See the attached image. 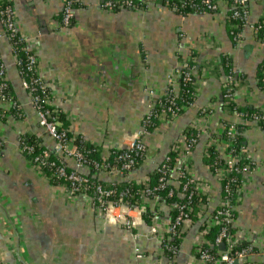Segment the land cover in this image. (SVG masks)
<instances>
[{
  "label": "crops",
  "instance_id": "0c3cea01",
  "mask_svg": "<svg viewBox=\"0 0 264 264\" xmlns=\"http://www.w3.org/2000/svg\"><path fill=\"white\" fill-rule=\"evenodd\" d=\"M102 2L77 0L74 22L65 28L59 21L62 0H12L20 31L39 53L40 75L63 114L71 116L67 123L72 132H82L104 152L130 142L142 128L149 100L146 89L161 93L168 74L195 52V101L169 123L146 133L150 156L129 177L138 179L153 170L201 106L213 105L210 130L219 128L227 117L221 74L214 69L202 74L203 63L230 55L235 72L243 74L248 84L233 92L234 101L264 104V90L255 83L257 65L264 58V41L247 25L235 40L222 4L216 12L180 14L159 2L148 10H105ZM248 6V22L264 17V0H248ZM2 28L0 23V32ZM208 35L211 42L206 44L203 38ZM0 54L10 89L25 114L23 119L6 114L9 104L0 101V264H155L156 238L131 235L149 234V225L139 212L131 211L135 223L126 228L106 218L83 196L66 199L32 168L20 150L19 135L32 132L47 147L53 140L38 124L5 36L0 37ZM242 136L258 169L238 200L234 226L241 233L260 235L264 242V130L251 124ZM206 140V134L199 135L192 160L195 174L208 180L214 201L220 184L204 161ZM172 175L175 177L174 171ZM100 178L107 181L113 176L103 173ZM168 216L169 210L163 208L151 225L161 224ZM191 231L182 239L176 264L187 263L195 227Z\"/></svg>",
  "mask_w": 264,
  "mask_h": 264
},
{
  "label": "built area",
  "instance_id": "2783aa9c",
  "mask_svg": "<svg viewBox=\"0 0 264 264\" xmlns=\"http://www.w3.org/2000/svg\"><path fill=\"white\" fill-rule=\"evenodd\" d=\"M184 4L186 0H177ZM203 7L209 12H216L219 5H223L226 11H229V17L240 18L242 27L237 28L235 32H231L235 40L241 35V30L247 25L254 32L260 28L255 22H248V0H200ZM73 0H62L61 17L59 19L61 26L68 27L74 22L73 18ZM157 0H103L102 7L105 10H118L129 8L132 10H148L155 7ZM166 4V3H165ZM166 7L173 11L178 10L177 5L166 4ZM263 18V17H262ZM264 21V18H263ZM0 23L2 31L0 37L5 36L11 44L14 63L18 69L19 75L23 80L30 103L37 115L38 124L52 138L50 147L42 144V139L36 141L41 149L34 152L33 143L26 140V136L32 132H23L19 135L18 143L20 150L26 155L30 165L34 170L39 172L47 181L57 189V192L65 196L68 200L76 199L80 196L85 197L90 203L98 208L106 218L131 228L135 223L131 211L136 210L143 222L149 225V234H139L132 232L131 235L135 239L141 237H154L158 242L156 248L157 260L155 264H176V257L179 249L168 240L175 236H181L182 239L192 227H194L189 212L193 210L191 198L196 194L206 195V200L199 199L197 205V216L202 224V228L197 229L192 237L191 249L186 264H264V242L263 237L254 232L236 231L233 235L228 230V224H234L236 219V208L241 193L252 182V176L258 165L249 156L246 143L236 146L234 136L236 133H242L241 128L236 127L237 123H244L247 126L254 124L264 130V104L258 106L261 110L259 113L251 114L234 110L231 111L227 105L228 101H234L233 92L242 90L244 86H248L247 82L240 78L235 72L233 66L229 73H225L222 69L220 60L217 62H205L201 67V73L206 74L211 69L221 74L222 97L224 100L225 116L232 114L235 117L223 118L219 128L209 129V118L212 114L213 105L205 104L201 106L198 113L192 117L187 125L178 133L172 142V149L177 150L172 163L169 162L168 153L156 164L155 169L161 173L158 185L150 186L146 175L141 178H134L138 183H144L139 190V202L129 205L126 196L130 195L128 188L121 189L116 193L115 184L118 177L128 174L150 156V148L148 147L145 135L152 130H158L164 123H169L179 112L175 107V98L179 91L178 80L181 77L183 84L190 83L195 92L194 99L187 104H182L181 109L192 105L197 96V81L194 75L195 57L190 55L189 59L184 60L179 66H176L167 76L166 86L161 93L156 88H147L149 100L147 109L142 117V128L132 136L130 142L126 146H115L104 152L93 141L87 140L82 132L70 134L71 127L69 123L63 125L58 119L59 112H63L55 101V94L50 85L40 75L39 53L24 33L20 31L17 18L14 13L13 4L9 0H0ZM233 27H238V23H233ZM24 41L23 49L26 52V58L23 62L18 56L17 48L14 44ZM204 43L211 42L209 35L203 38ZM264 41V36L263 39ZM189 61L194 63L189 64ZM33 71L34 76L28 78L27 72ZM246 82V83H245ZM8 78L3 59L0 54V101L9 104V108L5 113H11L15 118L23 119L24 111L20 103L15 97L8 92ZM45 87L48 89L46 94ZM245 88V87H244ZM264 90V89H263ZM44 91V92H43ZM51 106V107H50ZM154 117V120L153 118ZM68 122H71V116L65 114ZM152 126L149 131L148 126ZM246 126V127H247ZM246 129V128H245ZM191 130L196 131V135H192ZM206 134L207 140L203 144L202 154L207 157L211 152L215 153L212 165L207 163L211 173L219 182V196L213 201L210 195L209 182L205 177L196 175L194 172V164L192 160L193 149L199 140L200 134ZM80 141L89 142L92 147L85 149ZM122 150H119V149ZM98 152V156L89 157L90 152ZM57 154V158L51 157V153ZM141 152L142 158L138 161L134 154ZM138 161V162H137ZM175 172V177L172 175ZM92 173V176L90 173ZM113 176V179L103 182L100 179L101 174ZM93 176L95 178H93ZM51 181H54L53 184ZM167 182L180 186L181 195L186 197L185 202L164 203L155 190L164 186ZM170 193H172L170 189ZM169 210V216L161 224L151 225L153 217H158L163 208ZM175 207L177 214L172 220L170 211ZM150 213V220L146 221L142 214ZM214 224H220V229L214 238L218 244V251L212 254L209 248L204 246L206 241L205 233ZM163 227V229H161ZM248 240L249 244L234 248L237 242ZM223 244V247L220 245ZM135 250L139 253V247L135 246ZM169 250L171 253H166ZM256 257H261L256 259Z\"/></svg>",
  "mask_w": 264,
  "mask_h": 264
},
{
  "label": "trees",
  "instance_id": "16d2710c",
  "mask_svg": "<svg viewBox=\"0 0 264 264\" xmlns=\"http://www.w3.org/2000/svg\"><path fill=\"white\" fill-rule=\"evenodd\" d=\"M9 2L12 3V0H9ZM157 2H159V3L163 4V5H166V4L177 5L179 8H178V10L176 12H178L180 14H187V13H190V12H196V13L209 12V11L206 10L207 8L203 7V5H202L200 0H186V2L184 4H181L177 0H157ZM76 3H77V0H73V4L72 5L74 6ZM246 7H248V9H249L248 2H246ZM114 10H116V9H114ZM229 12H230V10L226 11V15H225V19L226 20L225 21L229 25L228 26L229 32H230L231 36L233 37L232 33L235 32V30H237V28H241L243 24H242V20L240 18L229 17ZM60 17H61V14H59V19H60ZM263 18H261V19H259V20H257L255 22V24H259L260 25V28L258 29V31L254 32V33H255V36L257 38H260V39H263V36H264V21H263ZM233 23H238V27L234 28L233 27ZM16 41L17 42L14 44V48H17L18 56L24 62L25 58H26V52L23 49H21L22 46H23L24 41H19V40H16ZM191 55L195 56V52L192 51ZM192 63H194V62L189 61V64H192ZM220 63H221L223 71L225 73H229L231 68H232V66H233L232 59H231L230 55L221 54ZM32 76H34L33 71L27 72V77L28 78H30ZM240 76H241L240 78H242V80H243L244 79V75L242 74ZM178 81H179L178 82L179 91H178L177 96L175 98V107L177 108L176 110L180 114L185 109V108L181 109L180 108L181 105L182 104H187L192 99H194L195 96H194V94L192 92H195V90L191 86L190 83L187 82V83L183 84V81H182L181 77L179 78ZM255 83H256V86L258 88H260L262 90L264 89V58L257 65L256 72H255ZM7 90H8V92H10L13 95L9 84H8ZM45 90H46L45 93L47 94L48 93L47 87H45ZM227 105H228V107H229V109L231 111L240 110V111H243V112L247 113V115H249V116L251 114L259 113L261 111L258 106H252V105H250L248 103L239 104V103H237L235 101H232V102L228 101ZM152 118L154 120V117H152ZM58 119L61 120V122H63V125L67 124V120H66L65 115L63 114V112H61V113L59 112ZM154 122H155V120H154ZM246 126L247 125L244 124V123H237L236 124V127L241 128L240 129L241 131H243L246 128ZM148 129H149V131L152 130V126L149 125ZM190 132H192L193 136L196 135V131L191 130ZM69 133L70 134H74L72 132V130H69ZM234 137H235L234 140H235L236 146H239V145H241L244 142L242 133H236V135ZM26 140L29 143L35 144L34 145V152H38L41 149V146L36 143V141H38L40 139L34 133L29 134L28 136H26ZM76 140L78 142H81L83 144V146L85 147V149H90L92 147V145L89 142L80 141L79 137H76ZM122 149L120 148L119 150H122ZM132 154H134L135 158L138 161L141 160L142 155H143L141 152L132 153ZM176 154H177V150L176 149L174 150V149L170 148V150L168 151V155H169V159H170L169 162L170 163H172L173 158H174V156ZM57 156L58 155L55 154L54 152L51 153V157L58 159ZM88 156L89 157H96V156H98V152H96V151L90 152L88 154ZM214 158H216L215 157V153L211 152V149H210V153H209V155L207 157L204 158L205 159L204 161H206V163H208L209 165H212ZM88 173H90V175L92 176L91 172H88ZM160 175H161V173L159 172V170H156L155 168L153 170L149 171L147 173V175H146L147 180L149 182V185L150 186L158 185ZM93 178H95V177L93 176ZM100 179L103 180V182L107 183L106 180H104L102 178H100ZM51 182L53 184H55L54 181H51ZM112 186L114 188H116V193L120 192L121 189L128 188V190L130 191L129 192L130 195L126 196V198L128 199L129 205H133V204L139 202V195H138L139 194V190L142 188V186H144V183H138V182H136V180L134 178H131V177L127 178L125 174H122V175H120L118 177L117 181H115V184L112 185ZM170 189H171L172 193H170ZM155 192L159 194V196L161 197V201L164 202V203H167V204L177 203L179 201L180 202H185L186 201V197L183 198L184 195H181L180 186L177 185V184H173V183L167 182V184H164V186L157 188L155 190ZM199 199H202L203 201L206 200V195L196 194V195H193L191 200H190L191 204H193V210L191 212H189V216L192 219V222H193L192 225H194L195 231L197 229L202 228V226H203L202 224H198V221H200V220H199V218L197 216V205H196V203L199 201ZM177 213L178 212L175 209V207L170 211V216H171L172 220L175 218V215ZM142 216H143V218L146 221H151L150 220V213H143ZM227 228H228L230 234L233 235V237H234V234H235V231H236V226H234V224H228ZM219 229H220V224H214V225L210 226V228L205 233L206 241L204 242V246L209 248L208 251L210 253H212V254H216V252L219 249L218 248L219 247L218 244L215 243V241H214V238L216 237ZM191 230L193 231V227H192ZM168 241L170 243L174 244L177 249H179L180 244L182 242V237L181 236L178 237V236L174 235ZM247 244H249L248 240H242L240 242H237L234 245V248L235 249L236 248H240L241 246H244V245H247ZM165 251L168 254L171 253L169 250H165ZM205 264H207V263H205Z\"/></svg>",
  "mask_w": 264,
  "mask_h": 264
},
{
  "label": "water",
  "instance_id": "95a60500",
  "mask_svg": "<svg viewBox=\"0 0 264 264\" xmlns=\"http://www.w3.org/2000/svg\"><path fill=\"white\" fill-rule=\"evenodd\" d=\"M220 246L223 247V244H221Z\"/></svg>",
  "mask_w": 264,
  "mask_h": 264
}]
</instances>
